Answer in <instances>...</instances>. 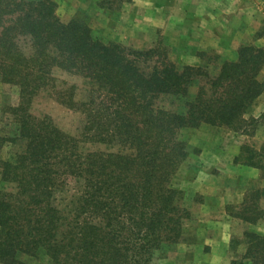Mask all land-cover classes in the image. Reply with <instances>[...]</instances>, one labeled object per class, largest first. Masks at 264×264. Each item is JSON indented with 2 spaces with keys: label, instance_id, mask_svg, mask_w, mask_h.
Listing matches in <instances>:
<instances>
[{
  "label": "trees",
  "instance_id": "obj_1",
  "mask_svg": "<svg viewBox=\"0 0 264 264\" xmlns=\"http://www.w3.org/2000/svg\"><path fill=\"white\" fill-rule=\"evenodd\" d=\"M154 53L104 42L79 18L61 21L52 0H0V77L19 88L15 131L1 138L13 149L0 159V180L10 184L0 189V262L29 264L21 255L43 250L52 264H149L163 242L181 237L186 210L171 185L187 155L178 132L257 123L246 112L264 91V48L242 46L216 74L166 56L150 64ZM54 68L82 76L87 97L77 99ZM194 83L185 112L159 106ZM43 90L85 114L87 138L119 149L84 152L49 115H34Z\"/></svg>",
  "mask_w": 264,
  "mask_h": 264
},
{
  "label": "rangeland",
  "instance_id": "obj_2",
  "mask_svg": "<svg viewBox=\"0 0 264 264\" xmlns=\"http://www.w3.org/2000/svg\"><path fill=\"white\" fill-rule=\"evenodd\" d=\"M52 1L61 21L84 20L93 36L104 42L135 50L154 48L150 64L166 56L178 67L200 66L216 74L225 62L238 59L242 46L264 48V0ZM53 74L59 83L76 85L77 99L87 97L82 76L58 68ZM259 78L264 81V66ZM196 91L194 83L189 95L167 94L158 104L183 113ZM56 95L54 90H43L30 111L49 115L61 130L78 138L84 152L119 149L117 144L87 138L85 114L61 103ZM18 100L19 88L0 77V159H8L13 149L1 138L15 131L10 107ZM178 138L185 142L187 155L171 185L179 190L177 203L186 216L181 237L163 242L149 264H264L262 244L256 243L264 237V114L245 132L202 123L180 129ZM246 156L253 165L243 163ZM3 188L10 184L0 180ZM21 258L29 264H52L43 250Z\"/></svg>",
  "mask_w": 264,
  "mask_h": 264
},
{
  "label": "crops",
  "instance_id": "obj_3",
  "mask_svg": "<svg viewBox=\"0 0 264 264\" xmlns=\"http://www.w3.org/2000/svg\"><path fill=\"white\" fill-rule=\"evenodd\" d=\"M264 114V91L258 96L254 103L248 108L246 117L260 118ZM238 151L235 150L234 154Z\"/></svg>",
  "mask_w": 264,
  "mask_h": 264
}]
</instances>
